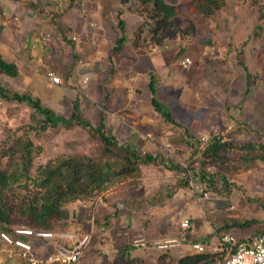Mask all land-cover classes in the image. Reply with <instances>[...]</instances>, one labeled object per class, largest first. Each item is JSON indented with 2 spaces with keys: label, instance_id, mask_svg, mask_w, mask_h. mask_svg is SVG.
Returning <instances> with one entry per match:
<instances>
[{
  "label": "rangeland",
  "instance_id": "374dc122",
  "mask_svg": "<svg viewBox=\"0 0 264 264\" xmlns=\"http://www.w3.org/2000/svg\"><path fill=\"white\" fill-rule=\"evenodd\" d=\"M31 1L38 8H31ZM70 1L0 0V51L20 67L19 76L4 75L3 84L32 92L66 117L78 101L82 116L94 126L109 95L107 131L142 155L160 154L166 160L123 169L124 152L114 146L107 150L80 124L60 123L33 135L32 174L49 160L75 155L122 168L95 194L65 205L67 222L92 236L79 264H177L196 253L191 249L195 240H213L222 232L245 239L264 231V160L257 157L264 144V0H225L211 15L194 10V0H168L181 12L173 27L156 35L136 1L77 0L71 8ZM119 11L127 39L111 72L109 55L122 34ZM49 71L61 75L62 82L53 84ZM151 78L175 122L154 108ZM42 117L27 101L0 97V147L19 127L36 125ZM214 134L257 147H233L220 167L229 186L221 181L210 189L194 170ZM23 183L3 192L7 200L17 205L32 195L34 188ZM248 220L246 227L234 223ZM24 221L15 213L11 224ZM169 240L172 245L164 246ZM8 254L0 248L1 257Z\"/></svg>",
  "mask_w": 264,
  "mask_h": 264
},
{
  "label": "trees",
  "instance_id": "16d2710c",
  "mask_svg": "<svg viewBox=\"0 0 264 264\" xmlns=\"http://www.w3.org/2000/svg\"><path fill=\"white\" fill-rule=\"evenodd\" d=\"M12 1L21 2L22 0ZM76 1L77 0H71L69 7H73ZM121 1L123 3L132 1L139 3L141 14L146 16L154 35L164 31L166 28L173 27L176 16L181 12L179 4L171 3L168 0ZM251 1L252 3H259L261 0ZM224 5L225 0L193 1V9L206 15H211ZM29 6L31 8H38L36 2L33 1L29 3ZM121 15L122 11H119L118 23L122 34L117 37L115 45L109 55L112 62L111 72L114 71V56L122 50L127 39L126 21ZM56 24L59 26L61 32H64L60 24L57 22ZM182 52L183 51L179 50L178 53L181 54ZM1 74L17 77L20 74V67L15 61L7 60L0 51V97L9 101H27L40 114H42L43 117L38 120V124L36 125L27 124L19 127L17 129L18 131L12 136H8L0 147V233L6 231L14 238L30 240L33 243L34 250L39 253L41 252L40 242L37 239L17 234L15 232L16 227H28L35 230L54 232L74 230L79 233V236H82L85 233H90L85 228L73 227L71 226V222H67L70 217V211L65 205L68 202L82 196L95 194L100 190V187L104 183L112 179L113 176L118 175L122 168L132 169L131 167H135L140 162L145 163L156 160L166 161L160 154L154 155L152 153H145L142 155L130 145L120 144L116 136L107 131L105 111L108 108L107 101L109 100V95L105 96L102 103L103 111L100 114V121L97 126H94L89 120L82 116L81 107L78 101L74 103V111L70 117L57 114L53 108L44 105L40 97L34 96L32 92L21 93L11 91L3 84ZM149 88L154 108L159 111L165 119L175 122V118L167 106H165L166 104L157 97L158 89L154 78H151ZM60 123L66 125L80 124L87 127L97 138H99L104 143L107 150H111L113 146L119 148L124 152L125 166L116 169L113 168L110 162L101 164V162H98L87 155H75L63 157L56 162L49 160L44 164H40L36 173L32 174L35 150L33 135L37 134L40 129L45 130L50 126H56ZM237 146L248 149L257 147L253 142L234 144L229 140H225L222 135L214 134L211 137L202 151L200 166L194 170L201 177L200 179L206 182L208 188L216 189L221 181L224 183L225 187L229 186L228 179L221 174L220 167L222 168L223 163L228 159L229 152L233 150V147ZM259 147L261 148V152L257 154V157L264 160V144L260 143ZM4 158L7 160L3 161ZM169 165L171 169L186 173V170L180 164L170 163ZM209 166H215V172H210L208 168ZM22 180L24 181L22 185L29 187L32 186L34 190L27 200L23 199L21 203L16 205L7 200L3 192L13 190V187L16 184H19ZM185 183H188L187 179L185 180ZM16 208L17 210H15ZM15 213L19 214L20 219H25V224H11L12 217ZM234 223L237 226L246 227L251 224V221H237ZM57 226L58 229H56ZM261 233H264V231L258 232L257 234ZM239 239L243 240L244 238ZM205 240L207 239H202V241ZM1 247H3L4 251H8L5 250L7 246H5V243L0 238V248ZM17 251L18 249H15L14 247V252ZM2 258L4 260L3 264H22V259L18 255L13 257L9 254L5 256L2 255ZM217 258V254L215 253H189L180 257L177 264H210L214 263Z\"/></svg>",
  "mask_w": 264,
  "mask_h": 264
},
{
  "label": "built area",
  "instance_id": "2783aa9c",
  "mask_svg": "<svg viewBox=\"0 0 264 264\" xmlns=\"http://www.w3.org/2000/svg\"><path fill=\"white\" fill-rule=\"evenodd\" d=\"M185 65L191 63V58L186 57ZM53 84H60L62 77L54 71H49ZM189 220L182 222L184 228L188 227ZM15 232L40 242L41 252L34 250L30 240L14 238L4 231L0 238L5 243V250H10V256L18 255L22 264H79L91 241V234L79 236L74 230L59 232L35 230L28 227H16ZM174 240H169L164 246L172 245ZM17 248L18 251L14 252ZM191 249L196 253H215L217 260L210 264H264V233L250 236L240 240L232 232H223L213 240H198L191 242ZM191 251V252H192ZM0 256V264H3Z\"/></svg>",
  "mask_w": 264,
  "mask_h": 264
},
{
  "label": "crops",
  "instance_id": "0c3cea01",
  "mask_svg": "<svg viewBox=\"0 0 264 264\" xmlns=\"http://www.w3.org/2000/svg\"><path fill=\"white\" fill-rule=\"evenodd\" d=\"M110 59V58H109ZM111 61V60H110ZM111 64H112V62H111ZM113 64H114V62H113ZM114 66V65H113ZM4 75H6V74H1V79H2V77L4 76ZM13 78H15V77H13Z\"/></svg>",
  "mask_w": 264,
  "mask_h": 264
}]
</instances>
